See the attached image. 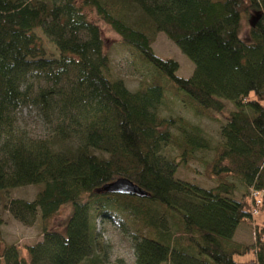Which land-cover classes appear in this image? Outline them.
<instances>
[{"label": "trees", "instance_id": "obj_1", "mask_svg": "<svg viewBox=\"0 0 264 264\" xmlns=\"http://www.w3.org/2000/svg\"><path fill=\"white\" fill-rule=\"evenodd\" d=\"M133 2L149 23L128 24L104 0H0V201L10 189L37 187L32 201L11 199L1 208L24 226L37 217L42 226V241L25 246V257L4 243L0 230V260L104 264L110 247L91 221L93 210L102 220H132L135 264H264V219L254 225V245L232 242L236 228L253 217L248 193L236 197L232 179L250 193L264 190V0ZM84 9L165 82L153 77L131 92L112 79L99 26ZM35 28L55 44L57 60L43 58ZM150 32L163 33L193 63L189 78L176 75L174 60L153 52ZM32 75L45 83L35 92L27 84ZM166 89L199 116L233 104L220 128L222 142L204 164L213 188L174 176L180 162L208 144L199 128L157 113ZM28 105L53 124L49 139L17 130L15 114ZM168 146L178 159L162 155ZM121 178L146 195L102 190ZM65 205L71 211L62 229L48 228ZM250 252L247 262L233 259Z\"/></svg>", "mask_w": 264, "mask_h": 264}, {"label": "rangeland", "instance_id": "obj_2", "mask_svg": "<svg viewBox=\"0 0 264 264\" xmlns=\"http://www.w3.org/2000/svg\"><path fill=\"white\" fill-rule=\"evenodd\" d=\"M48 1V0H35ZM112 6L117 7L118 15L128 24L133 25L137 22L149 23V20L142 14L139 6L133 0H104ZM88 19L96 22L94 12L84 9ZM100 29L101 38L103 41V51L108 56L110 61V77L114 80L121 81L124 86L131 92H135L142 82L148 81L153 77H158L164 83L157 72H155L149 65L139 60L135 53L129 48L125 47L118 35H116L109 26L97 21ZM249 31V22L246 16H242V35L243 39H247ZM34 34L41 40L44 49V59L57 60L59 58V51L55 44L46 36L40 28L33 30ZM149 36L152 40L151 48L153 52L161 58H169L174 60L178 65L176 75L182 78H189L194 70L193 63L181 53L178 47L169 40L163 33L150 32ZM28 86L35 91L39 87L45 86V83L32 75L28 78ZM233 104L225 101V109L222 113H212L210 117L195 115L194 112L184 105L180 97L170 91H164L162 103L158 107L157 113L162 117L181 118L189 126L197 127L200 130L199 136L203 138L208 147L206 150H197L193 153V157L187 162H180L176 172L175 178L184 182L193 183L205 189H210L216 186L215 178L207 177L204 174V164L209 162L213 157L214 148L222 142L220 135V128L226 122L228 113L233 110ZM15 126L20 133L27 135L32 139L47 140L51 137L53 131V124L40 114L37 108L30 105L19 109L16 114ZM172 133L177 134L175 128ZM162 155L166 159H178L179 151L168 146L162 149ZM236 185L235 196L240 197L244 193H248L249 203L254 204L251 199L250 191L246 190L244 186L236 178L232 179ZM37 193V187L33 185L22 186L10 189L0 201V218L2 225L0 227L1 234L5 244H12L19 248V253L22 257L26 256L23 249L25 246L35 245L42 241V229L40 219L37 217L32 226H24L17 224L15 220L4 211L1 206L11 199H20L24 201H32ZM251 205V208H252ZM70 206L65 205L46 222V226L51 229L60 231L69 213ZM91 221L94 224L96 231L100 234L104 243L110 247V253L104 264H135V257L130 239V233L135 229L130 218L125 219L119 217H112L102 220L95 215L92 210L90 213ZM252 216V215H251ZM264 219V211L259 208L257 215L252 217L251 225H239L232 237V242L243 246H252L255 241L254 225L261 224ZM13 221L14 224L13 225ZM7 223V224H6ZM1 250V248H0ZM254 258L252 252L245 255H234L233 259L237 263H244ZM0 264H4L0 260ZM168 264V263H162Z\"/></svg>", "mask_w": 264, "mask_h": 264}, {"label": "water", "instance_id": "obj_3", "mask_svg": "<svg viewBox=\"0 0 264 264\" xmlns=\"http://www.w3.org/2000/svg\"><path fill=\"white\" fill-rule=\"evenodd\" d=\"M102 190L111 194L118 195H137V196H145V192L141 190L138 186L134 185L127 179L121 178L117 179L112 183H109L102 187ZM263 206H264V194H263Z\"/></svg>", "mask_w": 264, "mask_h": 264}, {"label": "built area", "instance_id": "obj_4", "mask_svg": "<svg viewBox=\"0 0 264 264\" xmlns=\"http://www.w3.org/2000/svg\"><path fill=\"white\" fill-rule=\"evenodd\" d=\"M263 194H264V190L258 191V192L252 191L251 199H253V201H254V204L252 205V208L250 211L252 216L257 215L259 212V208L262 207V205H263Z\"/></svg>", "mask_w": 264, "mask_h": 264}, {"label": "crops", "instance_id": "obj_5", "mask_svg": "<svg viewBox=\"0 0 264 264\" xmlns=\"http://www.w3.org/2000/svg\"><path fill=\"white\" fill-rule=\"evenodd\" d=\"M16 222V221H15ZM17 223V222H16ZM7 224V223H6ZM17 224H19V223H17ZM13 225H16V224H14V221H13ZM20 225V224H19ZM2 231V230H1ZM2 239H3V241H5V239L3 238V232H2Z\"/></svg>", "mask_w": 264, "mask_h": 264}]
</instances>
